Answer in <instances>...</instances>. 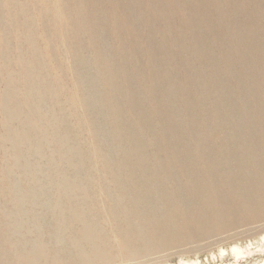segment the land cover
Masks as SVG:
<instances>
[{"label": "bare ground", "instance_id": "bare-ground-1", "mask_svg": "<svg viewBox=\"0 0 264 264\" xmlns=\"http://www.w3.org/2000/svg\"><path fill=\"white\" fill-rule=\"evenodd\" d=\"M124 1H126L127 12L132 15L129 17L134 20V27L147 33L148 25L138 5L131 0ZM200 1L201 5L198 8L203 7L200 14L195 13L194 10H190L188 15L184 13L186 24L195 28L205 23L207 27L202 29L211 32L208 18L215 15L220 28L228 33L234 42L232 45L221 44L228 54V57L222 61L223 65L229 71L232 57L244 62V56L249 54L252 57L250 60L252 72H239V74L227 72L226 76L213 72L211 80L216 96L219 98V104L205 103L199 91L196 75L188 72L187 64L184 62L185 66L183 65L184 76H176L175 79L171 72H167L166 67L159 64L156 59L157 46L153 40H147L149 35L146 36L144 46L150 55L153 82L159 94L157 98L162 105L163 126L162 124L159 126L163 127V131L166 130L165 141L178 159L179 171L183 178L181 182L182 178L180 179L166 162L163 165V173L165 177L167 176L165 180L168 185L165 187L160 177L156 175V168H153L156 165H151L153 160L151 162L144 147L145 142L142 144L135 134L134 125L138 123L136 128L139 130L140 127H145L151 118L147 119L145 111L136 101L137 98L143 101L146 99V95L137 88L139 83H143L140 79L134 81L135 79H132L134 75L131 77L132 73L130 75V72L123 70L126 73L123 79L124 84L127 88L129 87L128 90H124L120 82H117L118 78H114V73H118L115 71L120 64L115 65L108 60L117 53L106 46L108 40L114 39L111 36L109 23L103 21L97 14L102 1L40 0L43 8L49 14L51 13L50 21L54 22V25L59 23L61 15L69 17L70 22L67 23L71 26L70 35L65 40L62 37L63 33L60 34L62 30L60 28L59 31L56 30L57 47L62 53L60 54L63 61L65 57L72 60L69 62L71 64L66 63L67 60H65V66L69 65L68 73L71 72L69 76L71 78L73 76L78 81V88L75 87L72 99L74 102H79L77 99H81L79 104L90 115L91 121L90 124L85 125H89L92 128L91 132L95 133V136L91 134L95 140L88 135L91 143L86 140L84 143L93 154H99L97 151H101L98 156L102 157L104 171L113 186L110 188L114 193L110 191L108 195L111 196L110 200L119 215L117 217L119 221L115 218V221L119 223L117 228L132 256L139 255L140 251H158L181 244L182 227L176 222L175 216H172L171 208L176 211L185 209L188 211L190 219L186 224L192 229L191 234L195 241L196 238L202 239L212 233L224 232L240 223L248 224L264 216V91L261 95H254L255 103L250 106L251 102L247 99L249 96L240 90L237 83V76L245 79L256 77L260 80L262 87L264 86V32L248 16L238 15V12L233 10L232 0H209L207 5L202 3L203 0ZM245 2L254 6L251 13L264 17V0H246ZM158 4L159 0H149L150 8L155 7L154 13L162 17L167 11L161 7L158 8ZM209 5L211 7L207 8ZM24 17L27 27L28 19ZM239 19L242 20V24L238 23ZM20 24L18 20L14 22L15 26ZM198 35H200L199 39H195L192 43H186L183 39L180 40L179 36H174L180 40L177 43L195 50L201 65L202 57L207 54L208 41L204 33H198ZM27 36L29 37L25 34L26 41ZM213 40L218 42L216 37H213ZM79 41L85 43L84 48L91 57L88 68L83 63L84 57L76 55V48H78L76 45H79ZM26 49L28 54L26 58H18L16 55L13 59L14 65L24 72L23 79L20 80L22 84L20 91L23 96L19 95L18 99L12 98L9 103H15L16 100L24 102L30 121L28 125L26 124L27 129H21L20 126L25 124L23 121L17 125L18 131L16 136L12 137L13 141L10 138L11 134L6 138L14 144L12 147L11 143L12 148L7 147L10 165L5 167L0 165V264H91L95 260L109 261L112 257V244L118 243L116 242L118 238L113 239L114 242L111 244L110 239L108 241L104 237L99 225L101 223L98 224L97 214L91 207L92 199L101 200L105 196L103 185H97L98 181L92 184L93 181H91L92 175L96 171L99 172V168L94 164L96 169L94 170L90 162H87L86 151H83V147L78 142L77 132L75 133L68 123L67 115L69 114L60 109L58 100L54 98L49 76L47 74V78L43 68L45 64L43 62L50 58L47 52L49 49L38 48L37 51L43 56L38 54L36 48L30 43ZM28 52H32L35 57ZM181 57L183 61L188 60L184 55ZM123 59L125 61V58ZM123 59L120 61L122 62ZM180 61H182L181 58ZM205 62H214L210 54L204 59V71L211 67ZM184 83L187 84L189 93H200V111L204 123L199 127L196 125L197 131H194L199 141L196 145L200 146L198 147L202 157L208 163L200 164L199 160L197 161L190 150L188 138L185 137V133L189 131L195 119V117L192 118L193 113H190L192 110H189L185 101L181 106L179 105L176 93L171 95L173 88L176 92L177 87ZM119 87H121L120 91ZM0 94L3 93L0 92ZM113 94H118V100L112 97ZM7 97L11 98L4 95L3 100L6 101ZM120 104L123 110L126 108L130 110L132 122L124 118ZM12 112L15 113L17 110L14 109ZM38 132L39 137L36 138L33 134ZM151 132L155 131L151 130ZM2 137H0L1 147L2 142L5 143V137ZM47 140L50 142L49 145H52L51 158L47 157L42 148V144H45ZM93 142L96 146L99 145V148L94 146ZM27 143L29 146L32 145L30 159H33L32 163L35 165L32 172L41 175L42 179L33 181L29 173L25 174L23 165H21L22 176L25 175L27 185L37 186L32 189L38 191L39 205L33 202L28 190L23 193L17 189L18 181L12 178L10 172L11 169L20 167L18 162L20 158H23L22 149L27 147ZM77 144L79 146H76ZM157 146L160 147L159 144ZM94 147L97 153H94ZM165 150L167 151V146ZM54 152L56 159H53ZM155 155L157 156L156 153ZM159 156L161 157L160 154ZM158 164L162 165L163 162ZM39 168L43 169V173ZM160 168L162 167H159L158 172ZM96 174L100 176L99 173L96 172ZM102 182L104 183V180ZM106 183L108 182L105 181L104 184ZM167 187L171 191L170 202L167 200ZM93 203L95 205L96 202ZM101 203L100 206H102ZM37 206L38 210H36ZM111 225L109 227L112 233L114 228Z\"/></svg>", "mask_w": 264, "mask_h": 264}, {"label": "rangeland", "instance_id": "rangeland-1", "mask_svg": "<svg viewBox=\"0 0 264 264\" xmlns=\"http://www.w3.org/2000/svg\"><path fill=\"white\" fill-rule=\"evenodd\" d=\"M101 1L102 4L100 5L97 14L103 21L109 23L108 25H110L109 28L111 30V36L114 39L113 41L108 40L106 46L109 50L114 49L113 50L114 53H117V55L113 54L114 57L108 58V60L115 65L120 64V66L117 67L118 70L115 71L118 73H114L115 74L114 78L115 79L118 78L117 82H120V85L122 88L124 87L123 88L124 90L129 89V87L127 88V85L124 84L123 81L126 74L125 72H130V75L132 73L131 77H133L134 75L135 78L134 77L132 78L133 80L135 79L134 81H136V79H140L144 84L143 85L139 83V86L137 85V88H139L146 95V99L145 101H143L137 98L136 101L141 105L142 110L145 111L147 119L151 117L149 120L151 124L148 122L145 126L149 129L148 131V129L145 128L144 126L140 127L139 130H137L136 125L138 123H136L134 125L135 127L134 129L136 132L135 134H137L136 135L137 139L141 141L142 144L143 142H145L144 147L148 152L151 162L153 160V164L151 163V165L152 166L156 165V167L153 168H156V175H158L160 178L158 176L157 177L161 180V182H163L162 183L163 186L165 185L167 186L168 182L167 180H165L167 176L165 177L163 173L164 170L163 165H165L166 162L174 170V172L178 175L180 179L182 178V176L179 171L178 159H176L177 157L174 155V153L171 151V149L169 148L168 144L165 141L166 130L163 131V127H161L163 126L162 115H161L162 105L161 103H159L160 102L159 98H157L159 94L156 85H154L153 82V73H152L153 69L151 68L150 65L151 61L149 60L150 55L147 53V50L144 46L145 39L147 38L146 36L149 35L147 40L148 41L149 39L153 40V42L157 46L156 59L159 62V64L161 66L166 67L167 72H171L175 79L176 76L177 77L184 76L185 74L184 62L187 64L188 72H192L193 74L196 75L199 91L202 95L203 101L205 103H210V104L212 103L219 104V98L216 96L215 89L211 80L213 72H218L221 76H226L227 72H235V74H239V72H252L250 66V60L252 59V57L251 55L246 54L243 59L244 62H241L240 60H237L235 57H232V59L230 60L231 70L229 69L228 71L225 68V65H223L222 61L225 60V57H228V54L223 50L221 44L230 43V45H232L234 42L233 39L230 38L231 36L220 28L219 24L216 21L215 15H212L211 18H208V24H210L209 30L211 32L202 29V28L206 29L207 24L205 23H203L201 27L196 26L195 28H193V27H189L184 20V13L186 12V14L188 15L190 10L191 11L194 10L195 13L200 14L201 8H203V7L198 8L201 5L200 0H180V1L159 0L160 5L158 4L157 7L158 8L161 7V9L163 8L166 9L167 11V12L165 11L166 14L162 15V17H159L154 13V10L156 9L155 7L150 8L149 0H131L132 2L138 5V9L139 11H141L140 13H142L145 16V20L148 25L147 27L148 34L145 31H141L140 29H138V27H134L135 25V23H133L134 20L131 19L132 17H129L131 13L129 14V12H127L126 9V4H125L126 1L124 0H101ZM245 1L246 0H232V4L234 6L233 10L238 12V15L243 14L251 18L255 22L257 27L264 32V17L260 16L259 14L256 16L254 13H251V11L254 9V6ZM209 2H210L209 0H203L202 3L204 5H207ZM209 7H211V5H209L207 8ZM48 14L49 12H47V10L43 8V4L40 2V0H0V92L3 93L0 94V137L2 136H3L2 138L5 137L4 138L5 143H3L1 140L3 145L2 147L0 143V165H2L3 167L10 165L9 164L10 155H9V151L7 150V147L12 148L14 146L12 142L13 141L12 137L16 136L15 134L18 131L17 125L23 121L25 124H23L20 127L21 129L23 128L27 129L26 126L30 121L27 108L26 106H24V102H20L16 100L15 103L13 102L12 104L9 103L10 99L11 100L12 98L18 99L19 95L23 96V93L20 91V87H22L20 80L24 72H21L19 67L14 65L13 59L16 55L18 56V58H22V59L26 58L28 56L26 47L29 43L36 48V51L38 50V48H41L40 50H42L47 47L49 49L47 50V52L50 54V58L47 61L43 62V64L45 63L43 68L45 70L44 72L46 73V76L47 74L49 76L50 86H52L51 90L55 94V96L54 95L53 96L55 100H58L59 102L58 105H60V109H63L64 112L66 111V113L69 114L67 115L69 116L68 123H70L71 128H73L75 133L77 132L76 134L78 136V142L80 146L83 147L82 148L84 149L83 151L87 152V153L85 152V158L87 162L88 163L90 162V165L94 170H96L94 168V164H96L99 168L98 169L99 172L98 171L96 172L99 173L100 176L103 173L102 176H104V177L102 176L100 177L99 175L96 174L95 171H93L95 173L92 175L91 178V181H93L92 184L98 181L97 185L100 186L103 185L102 188L104 189L105 196L103 194L104 197H102L101 200L92 199V201L93 202L95 201L97 204L95 203L94 205V203L91 202V207L93 210H95L97 214L98 224L101 223L99 225L104 237L107 238L108 241L110 239L111 244L114 242L115 239L118 238L116 240V242L118 241V243L112 244V249H111L112 257L109 261L99 262L98 260H95L91 264H264V216H262L258 220H253V222L251 223L247 222L248 224L240 223L236 227H233L232 229L224 230V232L222 231L220 233H212L202 239L196 238L195 241L194 236L191 234L192 229L189 226L187 227L186 224L187 220L190 219L188 216V211L186 209L183 211H176L175 209L171 208L172 216H175L176 222L179 224V226L182 227L181 233L183 235L182 236L183 239L181 238L180 245L162 248L158 251L145 252L143 250L144 252L140 251L139 255L132 256L130 254L129 250L127 249L126 243L123 241L124 238L122 237V234L118 229L119 223L115 221V218L117 219V221H119V218H117L119 217V215H117V211L114 209L113 203L110 200L111 196L108 195L110 194V191L111 193H114V191L110 188L113 186H111L112 185L111 181L108 179L107 173L104 171L105 169L103 167V162H102L103 159L102 157L98 156L101 153V151H97L99 152V154L96 152V147L99 148L98 147L99 145L96 146L95 145L96 143L94 144L93 142L94 146H96L94 147L95 150L93 151H95L94 153H97V154H93L89 152V150L86 148V144L84 143V140L91 143V139L88 137V135L89 136L91 134L94 135L95 133L94 131L91 132L92 130L90 129L92 128H90L89 125H85V124H90L91 121H90V115H88L86 113V110L83 109L82 106L79 104L81 99H77L79 102L77 101L74 102L72 99L73 91L76 88H78V81L75 80L73 76L72 78L71 76H69V74H71L70 71L68 73L69 65L65 66L66 63L71 64L69 62H71L72 60L71 59L69 60L68 58L65 57L63 61V58L61 59L62 53L60 49L57 47L58 34L56 30H58L59 28L60 30H62L60 31V34L63 33V35L62 34L61 35L62 37L65 38V40H67L66 39L67 36L70 35L69 30L71 29V26L70 24H68L70 22L69 17L61 15L59 18V23L62 24L63 26L60 25L59 23H58L59 26H57L58 24L54 25V22L50 21L51 13L49 15ZM24 16H26V18L28 19L26 21L28 23L27 27H26V23L24 22V18H25ZM17 20L21 24L15 26L14 22H16ZM127 20L129 23L127 22ZM238 23L242 24V20L239 19ZM166 29H168V31ZM198 33L200 34L204 33L208 41L206 43L207 54H205L202 57L203 62L201 63V65L198 58L196 57V52L194 49L189 48L187 46H182V44L177 43V41H180L182 39L183 41H186V43H192L193 41H195V39L197 40L199 39L200 35H198ZM25 34L29 35V37L27 36V41ZM144 34L147 35L144 36ZM174 35H177V37L179 36L180 40L175 38ZM213 37H216L218 42L217 41L215 42L213 40ZM171 38L172 40H170ZM76 46L78 47L76 48V55L77 56L81 55L84 57L83 63H85L86 68H88L91 57L89 55V52L86 51V49L84 48L85 43L79 41V45ZM28 53L31 56L35 57V55L32 52H28ZM37 53L40 54L38 51ZM208 54L211 55L214 62L213 63L205 62V64L211 67L207 68L204 71L203 63L205 57ZM40 55L43 56L42 54ZM182 55L186 56L188 60L183 61V58L181 57ZM41 56L40 59L42 60ZM71 56L75 58L73 55ZM123 58H125V61ZM180 58L183 62L180 61ZM122 59L124 61V62L122 61L123 64L120 61ZM65 60H67L66 63ZM126 61H129V63L128 62L126 63ZM181 62L182 64L180 65ZM123 70H125V72ZM143 70L145 73L143 72ZM75 82L76 84H74ZM237 83L239 85L240 90L244 91L245 94L249 96V98L247 99L249 100V102H251V104L249 103L250 106L253 103H255L254 95H259V94L261 95L262 92L264 91V86L262 87L260 80L256 77H250L249 79H245L242 76L239 77L237 76ZM121 87L118 88L119 91L121 90L120 89ZM175 93L177 95L176 100L179 102V105L181 106L182 102L185 101V104L187 105V107H189V110H192L190 111V113L192 112L193 114L192 113L191 114L194 115L192 116V118L195 117L194 119L195 122L193 121L189 131L185 133L186 134L185 137L188 138L187 141L189 143L190 150L193 152V155L195 156L197 161L199 160L198 162L200 164L208 163V161L202 157L203 156L202 152L199 149L200 146L198 144L196 145V143L197 142L199 143V141L198 139H196L197 137H195L197 131L195 128L196 125L197 127H199L204 123L203 121L204 118L200 111V105H201L200 93H198L199 95L195 92L189 93L186 83L177 87L176 92L175 89L173 88L171 90V95L173 96ZM153 94L154 96L156 94V97H154ZM4 95L10 96L11 98L7 97L6 101H4L3 100ZM112 97L117 100L119 98L118 94H113ZM153 97L157 99L155 100ZM14 109L17 110V112L13 113L12 110ZM121 110L122 113L124 114V118L127 119V121L132 122L133 118L130 113V110L127 108L123 110L122 105H121ZM1 122H3V124ZM149 124L151 125V127ZM151 130L155 131L154 133L151 132L153 133V135L150 133ZM167 132H169L168 129ZM10 134H11L10 138L12 140L11 142L6 139ZM33 135L37 138L39 137V132L38 134L35 133ZM93 135L91 136L94 137L95 135L94 136ZM141 139H143V141ZM93 140H95V137ZM11 143H12V147H10ZM46 143L42 144V148L44 153L47 154V157L51 158L50 149L52 148V145H49L50 143L49 140H47ZM79 144H77L76 146H79ZM157 144H159L160 147L158 146L156 147ZM26 146H27L26 148L22 149L23 158L22 159L20 158V162H18L20 164V167L16 169H11L10 172L12 178L18 181L17 189L21 192L23 191V193L26 190H28L31 194L33 202L39 205L40 199H39L38 191H34L32 189V188H37V186L27 185L25 175L22 176L23 170L21 169V165H23L25 168V174L29 173L33 181H39L42 179L41 175L32 172L35 167V165H33L32 163L33 159H30L32 152V145L29 146V144L27 143ZM166 146H167V151L165 150ZM152 150L153 153H151ZM155 153L157 154V156L155 155ZM159 154L161 155V157L159 156ZM158 156L161 158V159L159 158V161H158ZM56 158H57L56 153L54 152L53 159ZM162 162H163L162 165L158 164ZM159 165L162 168H160L161 170H159L158 172V169L160 167ZM168 165L167 167H169ZM39 169L40 172L43 173V169L41 168ZM212 171L214 172V169ZM101 178L104 180V183L105 181L108 182L106 184L110 183L109 184L110 186L104 184L102 182L103 180H100ZM181 182H183V178ZM166 192L168 193L167 200L170 202L169 195L171 191L170 189H168V187L166 188ZM97 200L99 201L97 202ZM99 202L100 203L102 202L101 203L102 206H100ZM107 202L108 203L110 202L109 203L110 205L106 204ZM93 206L94 207L96 206V208H94ZM97 206L99 207L97 208ZM38 208L39 207L37 206L36 210H38ZM113 211H116L114 212L116 213V215L114 213L112 214ZM108 220L111 222H109ZM107 223L109 225H106ZM110 223H112V225ZM110 225L114 228V230L112 229V233L110 231L111 230V227H109ZM117 231H119L120 233ZM113 236L115 237L113 238Z\"/></svg>", "mask_w": 264, "mask_h": 264}]
</instances>
